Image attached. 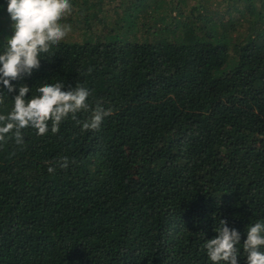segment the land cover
Instances as JSON below:
<instances>
[{
    "label": "trees",
    "instance_id": "1",
    "mask_svg": "<svg viewBox=\"0 0 264 264\" xmlns=\"http://www.w3.org/2000/svg\"><path fill=\"white\" fill-rule=\"evenodd\" d=\"M70 2L54 56L13 83L79 84L111 115L0 144V264H212L220 219L246 264L264 223V0ZM11 25L0 0V53Z\"/></svg>",
    "mask_w": 264,
    "mask_h": 264
},
{
    "label": "clouds",
    "instance_id": "2",
    "mask_svg": "<svg viewBox=\"0 0 264 264\" xmlns=\"http://www.w3.org/2000/svg\"><path fill=\"white\" fill-rule=\"evenodd\" d=\"M72 7L70 0H7L13 33L5 39V49L0 53V105L5 104V94H18L13 98L11 111L0 114V144L14 139L22 146V130L26 128L35 129L39 136L47 135L49 130L56 134L69 117L77 125L82 124V131H98L111 115V109L106 110L99 102L93 108L89 102L92 92L79 84L65 90L62 82L45 83L36 89V95L28 97L31 89L27 85L21 84L17 89L13 83L30 77L40 68L44 56H54L52 48L71 31V26L61 21L71 14ZM81 112H89V118L79 120ZM56 163L67 170L75 160L63 157ZM55 170V166L48 167L50 174ZM214 231L217 235L203 245L212 264H239L240 232L229 228L223 219ZM243 252L246 264H264V223L256 222L247 228Z\"/></svg>",
    "mask_w": 264,
    "mask_h": 264
}]
</instances>
